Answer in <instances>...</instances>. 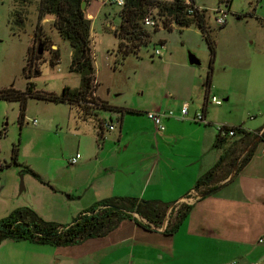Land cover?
Listing matches in <instances>:
<instances>
[{
    "label": "rangeland",
    "instance_id": "obj_1",
    "mask_svg": "<svg viewBox=\"0 0 264 264\" xmlns=\"http://www.w3.org/2000/svg\"><path fill=\"white\" fill-rule=\"evenodd\" d=\"M40 5L41 0L24 3L0 0V92L12 86L25 92L29 84H33L37 91L61 95L66 86L73 89L81 86V75L70 69V42L59 33L51 17L40 20ZM196 5L207 9V29L216 46L210 96H216L222 104L230 101L225 102L224 96H231V116L255 125L264 110V0H231L229 7L220 0H196ZM219 7L227 12L224 26L216 22ZM16 8L24 12L23 26L13 23ZM121 9L117 3L110 2L91 23L95 74L102 100L112 106L140 111L157 96L170 92L180 94L177 78L184 61L189 62L190 54L200 60L199 65L189 62L190 66L197 68L200 77L207 78L212 54L203 31L197 24L185 28L172 26L157 10L150 15L157 26H147L152 33L151 43L142 46L138 53L124 59L120 57L121 41L115 29L121 23ZM165 22L173 29H165ZM36 30L39 39L35 42V54L39 46L42 53L36 56L31 67L28 59ZM163 41L165 47H162ZM57 49L60 62L53 65ZM156 49H163L164 56L155 55ZM193 96H207L202 84L195 87ZM214 108L218 107L209 105L210 114ZM21 110L20 101L0 99V157L6 165L0 170V219L17 209L29 208L47 222L72 224L82 212L101 201L92 200L91 194L98 188L89 182V173L95 165L97 151L100 152L99 144L119 143L121 115L116 111L96 109L86 116L77 106L36 97L28 98L23 119L20 118ZM128 116L137 123L129 121L127 127H145L146 122L141 118L147 117L146 113H128ZM35 118L39 121L37 125L33 124ZM100 122L105 125L103 139L98 133ZM112 123L116 125L115 130L107 128ZM241 137L239 134L229 138L224 149L228 150L233 141ZM145 140L149 142L148 138ZM15 149L17 163L13 160ZM106 151H102V155ZM78 153L83 155V160L72 165L71 157ZM84 159L90 161L81 168ZM183 204L173 206L174 217L183 209ZM195 220L194 234L186 225L172 238L212 237L208 230H202L203 224L199 222L202 220L196 216ZM213 253L215 257L209 264H228L240 259L239 256L220 258L215 250ZM237 253L240 255V250ZM248 258L252 261L257 255ZM193 262L199 264V258L195 256Z\"/></svg>",
    "mask_w": 264,
    "mask_h": 264
},
{
    "label": "crops",
    "instance_id": "obj_2",
    "mask_svg": "<svg viewBox=\"0 0 264 264\" xmlns=\"http://www.w3.org/2000/svg\"><path fill=\"white\" fill-rule=\"evenodd\" d=\"M108 4L92 0L86 7V17L92 23ZM189 62L184 61L177 78L180 94L170 92L157 96L140 109L146 114L174 110L175 116L164 120L166 130L157 133L148 116L141 118L146 122L145 127L131 129L127 122L137 123L136 120L128 118V113L120 114L119 143L99 144L100 152L97 151L95 165L89 173V182L98 188L91 194L92 200L131 196L170 204L162 223L155 225L135 213L132 219L122 220L107 235L70 246L7 239L0 244V264H194L195 256L199 264H209L215 257L213 250L220 258L239 256L240 264H252L264 256V242L260 241L264 238V110L257 123L251 125L231 116V96H224L225 102L230 101L221 105L208 103L206 96L195 98V87L202 84L206 90L207 78L200 77L197 68ZM96 83L99 85L97 76ZM98 92L99 86L96 95L100 97ZM186 102L190 105L189 113L182 117L181 109ZM206 102V122H195L197 113L201 110L205 113ZM209 105L218 108L210 114ZM219 124L242 126L255 133V139L240 154L239 160L249 151L253 154L241 169L235 165L230 177L221 182L214 194H197V181L223 154V149L215 147ZM113 125L115 128L110 130L116 129ZM89 161L84 159L80 167L84 168ZM177 203L192 205L179 231L189 225L194 234L196 216L202 220L199 221L203 224L202 230H208L212 237L177 240L172 238L173 234H165L174 219L171 211ZM136 219L150 228L139 225ZM254 254L257 258L251 261L248 257Z\"/></svg>",
    "mask_w": 264,
    "mask_h": 264
},
{
    "label": "trees",
    "instance_id": "obj_3",
    "mask_svg": "<svg viewBox=\"0 0 264 264\" xmlns=\"http://www.w3.org/2000/svg\"><path fill=\"white\" fill-rule=\"evenodd\" d=\"M27 0H19V3ZM86 1L87 5L92 0H41L40 20L43 21L48 17L55 19L54 25L59 33L64 36L72 47L71 71L81 75V86L71 88L66 86L61 95L54 93L41 92L35 90L33 84H29L27 91L21 92L13 86L0 92V99L18 100L21 102L22 110L20 118H24L29 97L46 99L55 102L69 103L72 106L81 108L85 115L88 116L91 111L96 109H106L125 114L135 112L134 109L112 106L101 97L96 95L98 84L96 83L94 51L90 39L91 20L86 17V9H83L82 3ZM225 2L229 7L231 0H220ZM126 0L125 5L120 11L121 23L115 29L116 36L120 39L118 55L123 59L132 53H138L142 46L148 45L152 41V33L145 25V19L150 16L153 10L158 11L161 18L169 20L170 23L180 28L190 27L197 24L203 31L207 40L211 54V65L204 84L206 88V100L210 94L213 75V63L216 57V46L207 29V9H200L196 6V0ZM23 10L16 8L14 10L15 18L13 23L23 26L25 18ZM167 30L169 28L167 23ZM172 25V26H173ZM225 25V24H224ZM222 25V26H224ZM39 27V25H38ZM37 27V29H38ZM156 29V28H155ZM157 30V29H156ZM39 39V32L36 30L33 49L30 52L28 66L33 65L36 56L39 57L41 46L38 48V54H35V42ZM165 46V42H161ZM60 62V52L57 49L54 52L52 64ZM28 68V67H27ZM96 89V90H95ZM92 105L93 107H89ZM206 106L204 112L206 114ZM237 130V135H242L240 139H235L228 150L224 149L229 138H218L215 147L223 149L219 161L216 165L204 173L196 183L195 189L201 194H214L222 181L228 179L239 160L240 154L253 142L256 134L245 130L242 126H233ZM105 125L100 122L99 134L103 137ZM2 133H0V137ZM252 151H249L240 159L238 170L245 166L252 157ZM1 155V147H0ZM13 160L17 163L18 153L14 150ZM6 165L1 162L0 170ZM35 174V173H34ZM37 176V174H35ZM183 209L179 210L176 217L169 222L164 231L165 234L171 235L179 231L184 221L187 219L192 205L183 204ZM170 204L159 201H149L131 196H117L100 201L92 208L82 212L80 216L69 225H60L54 222H47L39 217L29 208L17 209L9 216L0 219V244L7 240H25L40 245L70 246L78 244L86 239L107 235L114 230L122 220L132 219L135 213L144 217L155 225H160L165 218ZM139 225L146 228L136 219ZM150 228V227H149Z\"/></svg>",
    "mask_w": 264,
    "mask_h": 264
},
{
    "label": "built area",
    "instance_id": "obj_4",
    "mask_svg": "<svg viewBox=\"0 0 264 264\" xmlns=\"http://www.w3.org/2000/svg\"><path fill=\"white\" fill-rule=\"evenodd\" d=\"M102 1L108 2V3H110V2L111 3H117L121 7H123L125 5V3H126V0H102ZM187 2L191 3L190 0H187ZM216 12L219 14L216 17L217 24L220 25V26L226 24L227 12L222 10L220 7L218 9H216ZM145 25L146 26H151V27H156L157 26L155 20L152 17H150V16H148L145 19ZM162 47H165V46H162ZM155 55L164 56V50L163 49H156L155 50ZM208 103L221 105L223 102H222V100L218 99L216 96H214V95L210 96V94H209ZM189 107H190V105H189L188 102H186L183 105V107L181 109V116L182 117H185L189 113ZM147 116L154 122V125H155L157 133H162V132H164L166 130V126H165V123H164L165 118L174 117L175 116V111L174 110L148 111L147 112ZM194 121L195 122H206L205 113H200V112L197 113L196 116L194 117ZM38 122L39 121H38L37 118H35L33 120V124L34 125H37ZM107 128L114 129L115 126L113 124H109V125H107ZM218 132H219V135L221 137H224V138H231V137H234V136L237 135V130L235 129V127L227 126V125H223V124H219L218 125ZM81 158H82V155L80 153H78L77 155H75L74 157L71 158L70 162L73 165L78 164ZM260 241L264 242V238H262ZM230 264H240V263L238 261H233ZM252 264H264V256L261 259L255 261Z\"/></svg>",
    "mask_w": 264,
    "mask_h": 264
},
{
    "label": "water",
    "instance_id": "obj_5",
    "mask_svg": "<svg viewBox=\"0 0 264 264\" xmlns=\"http://www.w3.org/2000/svg\"><path fill=\"white\" fill-rule=\"evenodd\" d=\"M82 7H83V9H86V7H87V2L86 1H84L82 3ZM41 53H42V49H40V54ZM189 60H190V63L193 64V65H199L200 64V60L194 54H190Z\"/></svg>",
    "mask_w": 264,
    "mask_h": 264
}]
</instances>
